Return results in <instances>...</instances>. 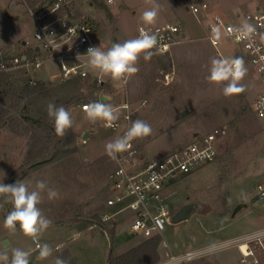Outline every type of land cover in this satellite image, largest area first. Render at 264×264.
Instances as JSON below:
<instances>
[{
  "label": "rangeland",
  "instance_id": "1",
  "mask_svg": "<svg viewBox=\"0 0 264 264\" xmlns=\"http://www.w3.org/2000/svg\"><path fill=\"white\" fill-rule=\"evenodd\" d=\"M128 1L130 8L123 7L121 0H114L113 5H109L106 0H77L72 9L79 21L93 23L96 27V42L105 49L116 43V40L137 37L140 26H152L166 21L181 23L189 35H204L197 16L186 10L183 1L155 0L160 5V12L156 23L151 25L143 22L142 14L152 7V0ZM28 9L24 0H0V44L5 40L20 49L26 40L28 48L35 46L33 33L37 31L38 25L34 15L28 14ZM171 50L172 54L165 55L164 59L154 54L151 59L145 60L141 55L137 62L140 74L131 77L126 86L117 81H108L100 88L89 81L83 84L81 98H85L84 103L72 109L66 108L73 120L69 134L73 133L76 143L66 140L65 144L68 151L74 147L78 149L76 162L45 165L31 172L24 180L30 186L36 180H44L49 187L58 190L59 198L49 200L45 192L40 204L42 212L52 224L38 239L25 236L18 226L15 231L6 228L5 216L11 211L12 204L0 196V255L7 254L11 259L13 249L20 248L30 252V264H54L57 257L69 260L70 264H102L110 251V245L113 249L115 247L116 252L113 253L117 254L128 249L130 251L147 241L132 232L131 214L128 211L117 215V218L103 221V214L112 215L116 212V209H105L110 187L108 178L114 170L110 157L106 154L105 144L114 140L118 132L105 127L103 122L92 124L86 119L82 106L92 102V96L99 97L98 100H101V95L111 97L109 103L114 107L124 104L126 97L128 98L132 120L141 119L153 129L150 136L136 139L147 159L163 157L216 128L224 131L215 161L194 173L178 174L168 182L170 196L165 205L169 206L172 217L182 206L194 200L199 201L207 211L223 212L229 210L231 195L239 197L244 194L243 197L247 196L249 199L258 198L257 185L264 183V130L256 121L251 108L254 91L250 76H245L240 81L245 88L242 93L227 97L223 94L222 85L207 79L211 60L220 58L217 50L223 58L232 59L234 47L222 44L216 50L207 40L198 38L182 41ZM26 70L29 74L25 73ZM42 71L47 72L48 78L42 81L50 88L61 85L58 63L47 61ZM43 72L34 67L22 68L12 78L26 84L32 80L38 81H27V77L40 76L39 73ZM92 92L94 95H91ZM185 110H188V115L181 117L180 114ZM125 114V109H119L118 121ZM23 122L29 129L28 135L15 134L8 128L0 129V181L5 184L15 172L11 170L12 165L17 163L20 153L22 154L17 143L21 146L25 141L27 144L23 162L32 144L33 128ZM85 134H88L86 138ZM13 139L17 142L14 145L10 141ZM257 204H254L255 213L261 212L264 206L262 202ZM154 205L159 206V203L155 202ZM113 220L118 221L117 226L113 225ZM223 223L228 227L220 231ZM116 227L118 236L113 239L111 233L117 234ZM244 229L245 223L241 227L240 224L231 222L230 218L221 220L209 212L193 211L181 223L173 224L171 219V224L167 225L160 240L165 239L170 250L178 254L189 249H201V245L206 242H218L212 246L220 244V241L226 243L235 239L225 240L226 238ZM210 231L212 232L209 234ZM72 234L76 236L70 237ZM124 234L135 237L132 240L134 247L131 249L127 247L130 246L129 240H121ZM131 236L128 238L133 239ZM3 241L7 247H4ZM62 242L68 244L61 247V255L43 260L39 258L40 245L46 243L52 247ZM213 254L215 253L191 264H211ZM225 257L234 260V264H246L244 261L240 262L243 258L237 252H223L214 259L218 261ZM249 261L252 262L253 259L250 258Z\"/></svg>",
  "mask_w": 264,
  "mask_h": 264
},
{
  "label": "built area",
  "instance_id": "2",
  "mask_svg": "<svg viewBox=\"0 0 264 264\" xmlns=\"http://www.w3.org/2000/svg\"><path fill=\"white\" fill-rule=\"evenodd\" d=\"M73 2L74 0H54L52 5L39 15H35L30 10V14L34 15L38 25V29L33 35L36 44L24 54L1 60L0 71L9 72L29 67H34L39 71L43 69L47 61H52L59 64L60 82L83 80L101 86L108 81H113L110 77L92 71L86 66L88 58L84 54L89 47H98V44L95 39V30L87 21H78L69 16L72 15L68 10ZM107 2L109 5L114 4V0H107ZM189 8L194 15L199 17L202 16L203 10H206L208 5L206 3L190 5ZM244 21L251 23L256 28V32L250 38L241 39L238 33L230 31V29L240 27L242 23H227L221 18L215 17L206 24L205 39L214 48L228 44L238 49L239 56L237 57L244 60V65L247 68L246 75H250L251 70L257 77L261 89L252 102L251 108L264 130V41L261 38L264 33V12L247 13L244 16ZM213 27H219L222 33L221 39L216 42L211 39ZM70 28H72L71 31H69ZM141 28L157 35L160 43L167 46L158 52L161 54L170 52L172 47L184 41L180 24L142 26L139 27L138 35ZM102 49L107 50V48ZM136 66L139 68V72L135 75H138L140 67L138 64ZM36 82V80H32L30 83L35 84ZM115 108L126 110L123 119L117 121L115 126L110 128L112 131L118 132V137L122 136L130 126L133 114L129 111L128 101ZM82 109L84 110V105ZM223 135L224 131L221 128H216L192 143L154 159H147L137 140H133L131 149L118 154L117 159L114 160L115 168L109 176L110 187L106 208H116V212L112 215L103 214V221L106 222L114 218L118 213L131 211L134 214L131 223L133 233L145 238L161 237L167 225L171 224L172 219L171 210L165 205L170 196L168 182L178 174H190L203 165L215 161L219 153L218 144L223 139ZM257 190L259 199L264 201V183L258 184ZM155 202H158L159 206L154 205ZM263 239L264 229L216 246L187 250L178 254L170 250L168 242L162 239L161 249L165 251V254L154 264H191L211 255L212 252L217 253L233 246H238L242 250L245 260L254 257V262L259 264L256 252L258 249L264 251ZM244 247L245 249H243Z\"/></svg>",
  "mask_w": 264,
  "mask_h": 264
},
{
  "label": "clouds",
  "instance_id": "3",
  "mask_svg": "<svg viewBox=\"0 0 264 264\" xmlns=\"http://www.w3.org/2000/svg\"><path fill=\"white\" fill-rule=\"evenodd\" d=\"M159 12L160 5L152 0V7L142 14L143 22L149 25L155 24ZM71 30L72 28L69 29V31ZM230 31L238 33L241 39H247L256 32V28L251 23L244 21L240 27L230 29ZM221 36V29L213 27L211 36L213 42L219 41ZM261 38L264 39V36ZM166 47L160 43L157 35L141 28L139 35L135 38L125 40L122 43H113L107 50H103L100 46H91L84 55L88 58L86 66L92 71L99 72L110 77L113 81L126 85L129 78L139 72L136 65L141 55L145 60H149L154 54ZM246 73L247 68L244 65V60L240 57L232 59L213 58L207 79L212 83L222 85L223 94L227 97L242 93L245 90L240 81ZM109 100L110 97H104L84 105L86 119L92 124L100 121L104 123L105 127H114L119 119V109L109 103ZM46 111L54 121L56 135L63 137L66 131L73 126L70 112L63 106L58 107L52 101L46 103ZM152 131L151 125L141 119L131 121L130 126L122 136H118L105 144L106 154L112 160H116L118 154L128 152L131 149L133 140L148 137ZM45 192L49 200L59 198L60 195L58 190L49 187L44 180H36L32 186L21 180L12 184H5L0 181V196L12 204V209L4 220L5 227L15 231L19 226L20 231L25 236L38 239L52 224V221L44 215L39 207L43 202ZM52 253L53 249L50 245L45 243L39 246L40 259H47L52 256ZM29 256V251L16 248L12 251L11 259L7 254H4L0 255V261H3L4 264H30ZM54 264H70V261L57 257Z\"/></svg>",
  "mask_w": 264,
  "mask_h": 264
},
{
  "label": "trees",
  "instance_id": "4",
  "mask_svg": "<svg viewBox=\"0 0 264 264\" xmlns=\"http://www.w3.org/2000/svg\"><path fill=\"white\" fill-rule=\"evenodd\" d=\"M26 2L29 9L35 15H39L49 8L54 0H26ZM160 57L164 59L166 56L160 55ZM84 83L87 82L71 80L53 88L44 81L21 84L7 72L0 71V104L3 105H0V129L8 128L15 134L28 135L29 129L24 126L23 121L33 128L32 144L27 156L20 167L13 172L7 184L15 183L17 180L24 181L31 172L48 164L76 162L78 149L74 147L68 151L65 144L66 140L76 143V137L72 132L69 134L71 128L63 137L56 135L54 121L46 111V103L52 101L58 107L63 106L68 109L83 104L85 98H81V88ZM91 95L94 93L92 92ZM91 101H95L93 96ZM111 237L115 238L114 232L111 233ZM160 242V236H155L121 256H115L111 247L108 264H154L160 260L158 252Z\"/></svg>",
  "mask_w": 264,
  "mask_h": 264
},
{
  "label": "crops",
  "instance_id": "5",
  "mask_svg": "<svg viewBox=\"0 0 264 264\" xmlns=\"http://www.w3.org/2000/svg\"><path fill=\"white\" fill-rule=\"evenodd\" d=\"M25 1L26 0H24V2ZM76 1L77 0H74V2L72 3V5L70 6V9L68 11L72 13V15H69L70 17H72L75 20H78V18H76L77 17L76 12L74 11V9H72L73 7H75ZM180 1H183L186 4V6H185L186 7V10H188L189 12H191V10L189 8L190 5H201V4H204V3H206L208 5V8L206 10H203L202 16L197 17V20L199 22L198 23L199 26L201 27V29L203 28V30H204V35H202L200 37H195V36L189 35L188 32L185 30V28L182 26L181 23H174V22H170V21H166V22H163V23L155 24V25H152V26H147V25H145V26H147V27H156V26H162V25H165V24H168V23H171V24H180L182 26V38L184 39V41L187 40V39H190V40L194 39V40H196L198 38H201L203 40H206L205 39L206 38V24H207V22L213 20L215 17H219V18H221L222 20H224L227 23L241 24V23L244 22V16H245V14L251 13V12H256V11L264 12V0H180ZM121 4L125 8H130L131 7L128 0H121ZM27 12H28V10H27ZM29 13H30V11L28 12V14ZM87 22L94 28L95 35H96V27L93 25V23H91L89 21H87ZM140 27H142V26H140ZM191 31H192V33H195L193 30H191ZM33 35H34V33H33ZM262 36H264V33H263ZM1 40L2 39L0 38V42H1ZM124 41L125 40L123 38V39L118 40V41L116 40V43H122ZM263 41H264V39H263ZM2 42L3 43L0 44V61L3 60V59H6L7 57L10 58L12 56H17V55L24 54V53L28 52L29 49L32 48V47H30V48L27 47L28 42L26 40L23 41L22 47L20 49H17V47L14 44L9 43V42H6L5 40L2 41ZM226 45H228V44H226ZM106 48H110V47H106ZM214 49L217 50L218 48H214ZM233 51H234V58H236L237 56H239L238 49H236L234 47V50ZM171 54H172V50H170V52L165 53V54L156 53V55H171ZM217 54H218V56L220 58H223L222 54L219 53L218 50H217ZM21 70H22V68L21 69L18 68L16 70L10 71L9 74L12 77H14V74L15 75H18ZM46 71L48 72V70H46ZM46 71L43 72L42 70H39V72H43V73H39L40 76H36V77L35 76H32L30 78L27 77L26 80L29 81L30 79H38V81H39L41 79V81L42 80L45 81V80L48 79V78H46V74H47ZM22 73H24V72H22ZM25 73L26 74H29V71L26 70ZM249 73H250V75H249L250 76V80L252 81V82L251 81L250 82L253 85L251 88L254 91V93H253V95H254L253 96V101H254V99L257 97L258 93L260 92V89H261L260 87L261 86H259L260 83H259L257 77L255 76V74H253V72L251 70H250ZM252 75H254V76H252ZM135 76H137V75H135ZM135 76H131V77H135ZM246 76H248V75H246ZM244 78H245V76H244ZM61 83H63V82H61ZM103 86L104 85H101V86H98V87L100 88V87H103ZM95 97H96L95 98V101H97L99 97H97V96H95ZM101 98H102V95H101ZM127 101L129 102L128 98L126 97V102ZM254 117H255L256 121L258 122V124L260 125V123L257 120L255 114H254ZM87 135L88 134H85L84 138H86ZM198 137H201V136L199 135ZM197 138H195L194 141ZM10 141H11L12 145H14L15 143H17L16 140H14V139L13 140H10ZM18 141H19V139H18ZM17 145H18L17 148L18 147L20 148V151H22V154L20 153L19 157L17 156L18 157V159H17V163L18 164L15 163L14 165H12L13 168L11 170H14V171H16L17 170L16 167L20 166L21 163L23 162V158H24V156L26 154V151H27V144L25 143V141L21 144V146L18 143H17ZM262 152H263V155H264V149H262ZM110 161L112 162V165L115 168V162H114V160H112L110 158ZM205 165H203L202 167H204ZM202 167H200L199 169H201ZM192 173H194V172H192ZM108 180H109V178H108ZM169 192H170V190H169ZM243 196H244V194L240 195L239 197H237V196H234L233 197L231 195L230 196V199H229V208H228L229 210L228 211H223V212L207 211L206 209H203L202 208L203 205H201L199 201L194 200L195 202H197V206H196V209L194 211L201 212V213L209 212L210 214L217 216L221 220H226V219L230 218L231 219V222L238 223V224H240L241 227H242V224L245 223V229H244V231L241 230L239 233H236L232 237H228L225 240L232 239V238H238V237L244 236L246 234H250V233L255 232V231L263 230L264 229V206H262L263 210L261 212L255 213L254 204L261 203V202L264 203V201H261L259 199V197L258 198L256 197L257 199H253V198L249 199L247 196H245V197H243ZM239 204H245V207H243L242 210L237 214V216L233 218L232 217V213H233L234 209ZM39 207L41 208V205H39ZM105 209H107L106 208V201H105ZM113 209H116V208H113ZM128 212L131 214V221H132L134 214L131 211H128ZM119 214H121V213H118V215ZM115 218H117V215L115 216ZM112 223H113L114 226H117L116 224L118 223V221L113 220ZM227 227H228V225H226L225 223H223L222 224V227H220L219 229H220V231H223V229H225ZM116 230H117V234H115V238L117 239V236H118V227H116ZM211 232L212 231H210L208 233L210 234ZM77 235H79V234H77ZM137 235L139 237L141 236L139 234H137ZM75 236H76L75 234H72L70 237L73 238ZM129 236H131V235H125L124 234V235H122L121 240L122 241H124L125 239L129 240L128 243L130 244V246L127 245V247H129L131 249V247H134L132 245L133 244L132 243V240H135V237L134 236L133 237L131 236L133 239H130V238H128ZM141 237L144 238L145 240H149L150 239V238H145L143 236H141ZM136 238H138V237H136ZM222 242L223 241H220L219 243H222ZM263 242H264V239H263ZM217 243L218 242L213 243V244H209V243L206 242L205 244L201 245V248L202 247H207V246H212V245H215ZM67 244H68L67 242H62L61 244L59 243V244H56V245L52 246L51 248L53 249V253H52L53 256H51V257H54V255L56 257L58 255H61L60 252L63 251V250H60L61 247L62 246H65ZM3 245H4V241H3ZM115 250L116 249L114 247V252H116ZM189 250H193V249H189ZM128 251H129V249L126 250V251L117 253V254L115 253L114 255L115 256H121V255L127 253ZM185 251H187V250H185ZM110 252H111V245H110V251H108V254H106L105 261L102 264H108V259H109V256H110ZM158 252H159V255L161 253L162 256L165 254V252L161 249V243H160V247L158 249ZM181 252H183V251H181ZM223 252H227V253L237 252L243 258V259H241L240 262L244 261V263H246V264H251L253 262V264H256L254 262V260H255L254 257H250L251 259H253L252 262L249 261L250 258H247L245 260L244 255L242 253V250L238 246H233V247H230V248L221 250V251L215 253L212 256L216 257L218 254L223 253ZM38 253H39V251H38ZM38 256H39V254H38ZM161 257H160V259H161ZM214 257L211 258V264H234V260H229L228 257H225V258H223L221 260H218V261H216V258L214 259ZM256 258L259 260V264H264V251L258 249V251L256 252ZM48 259H50V257ZM72 263L73 264H76L75 262H72ZM0 264H4V262L1 261ZM195 264H197V262H195Z\"/></svg>",
  "mask_w": 264,
  "mask_h": 264
},
{
  "label": "water",
  "instance_id": "6",
  "mask_svg": "<svg viewBox=\"0 0 264 264\" xmlns=\"http://www.w3.org/2000/svg\"><path fill=\"white\" fill-rule=\"evenodd\" d=\"M106 96H102V98H104ZM101 98V99H102ZM112 98L110 97L111 101ZM188 110L183 111L180 116L181 117H185L188 115ZM197 206V202H191L188 204H185L184 206H182L176 213L175 215L172 217V223L173 224H178L180 222H183L185 220H187L190 217V214L196 209ZM245 207V204H239L233 211L232 213V217H236L237 214L242 210V208Z\"/></svg>",
  "mask_w": 264,
  "mask_h": 264
},
{
  "label": "bare ground",
  "instance_id": "7",
  "mask_svg": "<svg viewBox=\"0 0 264 264\" xmlns=\"http://www.w3.org/2000/svg\"><path fill=\"white\" fill-rule=\"evenodd\" d=\"M244 249H245V247H244Z\"/></svg>",
  "mask_w": 264,
  "mask_h": 264
}]
</instances>
